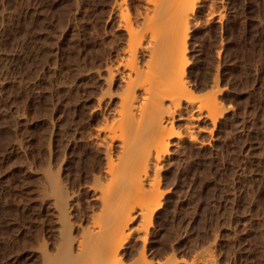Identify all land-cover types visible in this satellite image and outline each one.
I'll list each match as a JSON object with an SVG mask.
<instances>
[{
	"label": "rangeland",
	"instance_id": "rangeland-1",
	"mask_svg": "<svg viewBox=\"0 0 264 264\" xmlns=\"http://www.w3.org/2000/svg\"><path fill=\"white\" fill-rule=\"evenodd\" d=\"M215 1L213 11L203 8L208 2L196 8L188 39L186 78L198 101L184 102L189 109L182 113L204 120L176 117L184 133L196 124V140L184 133V142L172 139L161 171H154L164 191L161 207L147 233L135 212L122 251L126 264H143L141 252L145 264H264V0ZM142 3L128 0L131 16ZM116 5L0 0V264H43L39 240L57 246L51 244L58 243L62 219L53 176L63 192L73 188L69 202L81 198L84 214L71 203L69 213L81 212L84 224H92V210L101 216L99 194L89 186L92 173L106 166L97 128L105 116L121 126L120 117L113 121L123 78L116 72L110 79L109 69L118 68L127 45L121 24L127 14ZM214 91L216 105L214 99L198 114L199 100Z\"/></svg>",
	"mask_w": 264,
	"mask_h": 264
},
{
	"label": "bare ground",
	"instance_id": "bare-ground-1",
	"mask_svg": "<svg viewBox=\"0 0 264 264\" xmlns=\"http://www.w3.org/2000/svg\"><path fill=\"white\" fill-rule=\"evenodd\" d=\"M142 2L143 3L138 6V8L136 7L137 9L134 15L131 16L130 7L127 8L128 0H116V6L119 7L120 12L123 13L122 15L124 16V13L127 14L124 18L127 17L125 19L123 18L124 20L122 19L124 22H121V24L123 23V29H125L127 33V42L125 41L127 45L126 48H124L125 50L121 52L123 55L121 54L122 57L120 55L121 63L119 62L118 68L116 67L114 70L112 68L109 69L111 75L110 79L114 77L113 74L116 72H120L123 78V93L119 99L120 104L118 105L119 107L117 106L118 110L115 109L118 116H114V119L115 117H120V129L112 127L111 121H107L106 123V119L109 117L107 116L106 118L105 116V119H103L105 120V125L102 127H100V125L97 128L98 131H96L97 138L101 139V141L99 140V145L101 144V147L104 146L106 166L103 167V171L102 168L101 172L98 170V174L92 173L94 174V176L91 175V177H93V182L89 188L99 194L97 198L100 200L101 206H99L101 208V216H99L100 211L98 212L99 215H97L98 213L95 214V211L92 210L93 208L91 209L90 203H87L90 207L89 209L87 205L88 210H92L93 213L92 211L91 213L92 215H96V218L94 215L89 218L91 219L90 221H92L91 224L88 220V216H91V214L88 215L87 213L89 212L86 210L87 215L85 214L84 218L86 216L87 222H89L88 224H91V226L84 224L81 218L82 215L80 216L81 212H83V214L85 212L81 211L85 210L84 207L82 206L83 208H81V206H79L82 203H80L81 196L79 197L78 203L75 200L76 197H73L78 204L73 202L75 207L76 205L77 208L80 207L78 209L75 208V210L81 212L77 213L72 210L75 212H73L74 215L69 213V208L71 207L68 203H71L73 207L72 202L68 201L72 199L69 197L76 194L74 193V195H72V193H70L71 195L67 196L69 195L68 191L72 187H69L70 189L66 187L68 191L66 190V192H63V187L65 186L62 187V181L59 182L61 179L58 177L56 179V177L53 176L52 178L55 179V183L57 180L59 182H57V188L54 186L57 190L55 191V196L57 197V200H55L57 204H55L58 207L61 206V208L57 210L59 212L58 214H61V218L58 217L59 220L62 219V224H60V228L56 225L59 228H57L58 237L56 238L58 243L54 240L51 244L53 245L55 243L57 245H53L54 248L51 246L53 249L56 248V253L51 251L54 254H50L48 252V245L44 239L42 241L46 243L47 246L44 243L43 245L40 240L38 242L40 246L36 249L42 251L43 248L45 251L43 256L44 261L42 260L43 264H126L127 261H123L125 258L122 259V251L124 250L126 242L128 243L127 239L130 237L129 235L131 233L133 234V232L130 233L126 231V228H128L129 224L135 219V212L139 210L136 214H139L140 219L144 220V217H148L147 220L145 219L146 221L140 220L142 221V225L144 223L143 228H146L144 232L147 233L146 230H149L147 228L152 225L151 220L153 215L161 207L162 202L160 200L164 194L159 179L161 177H156L157 173H154V171H161V161L164 156L168 155L170 152L173 138H179L180 141L182 140V142H184L182 137L185 136L182 135V133L185 131L182 130V132L180 128L177 130L175 127L176 117L179 116L178 120L185 121L186 119L190 121L194 120L195 122L204 120L201 115H198V117H196V115L191 116L193 115V111L191 110V115L190 113H186L189 111L186 110L185 112L186 115H190V118L184 119L185 117L182 116V114H185L182 113L183 108L188 107L189 109L187 103L193 104V102L196 103L198 101L196 100L198 97L194 99L196 96L193 94L191 96L186 78L187 66L190 63L189 58H187V51L189 49L188 39L191 30L190 25H192L191 22L193 23L192 20L195 19L194 14L196 8H198L202 2L203 4L204 2L205 4H207L206 2L210 3L207 4L210 6L205 5L206 7L203 8H211V5L215 6L214 4H216V1L142 0ZM212 9L215 10L213 7L210 10L213 11ZM125 10H127V12H124ZM214 88L216 89V85L213 86L212 90ZM214 93L215 91L212 94L214 97L210 96V100L207 98L204 103L199 100L203 105H199L200 109H197L200 111L199 113L196 110L195 112L200 114L205 107L206 109L211 108L210 106L209 108L207 107V103L210 105L215 99L213 104H211V106L214 107L216 105ZM98 102L100 105L101 98L98 99ZM184 102H187L186 104L188 106H183L182 108ZM204 105L207 106L204 107ZM191 106L190 108L193 110V105ZM211 114H213V112ZM126 115H128V118ZM210 117L212 118L213 116ZM116 119L114 121L112 120L115 122L113 126H115L118 121ZM183 125H180L181 128ZM192 125L193 127L196 126L195 123H190L188 126L186 125L187 127H185L187 130H185L187 132L184 133L187 134L186 137H190V141L192 139L196 140L194 137L195 132H193L194 134L192 133ZM117 142H119L117 145L119 147L118 153L116 152V154H114L115 152L113 149ZM180 143L177 142L179 145ZM86 158L88 159L89 157ZM152 168L155 169L153 170L154 175L150 173ZM87 169H89V166ZM151 174L153 178H151ZM158 175H160V173ZM51 181L54 182L53 179H51ZM87 181L89 180H86V182ZM72 192H74L73 188ZM75 214H79L78 217H80L78 218ZM71 216L73 217L71 218ZM141 216H143V218ZM93 218H95V220ZM98 220L99 222L101 220V222L99 223ZM139 225L141 226V223ZM145 225H147V227ZM57 229H55V231ZM131 230L135 231L133 228L130 229V231ZM124 251V253H126V250ZM144 254L145 252H143V254L141 252L143 264H145ZM124 255L125 254H123V257ZM136 262L140 261L134 262L138 264Z\"/></svg>",
	"mask_w": 264,
	"mask_h": 264
}]
</instances>
